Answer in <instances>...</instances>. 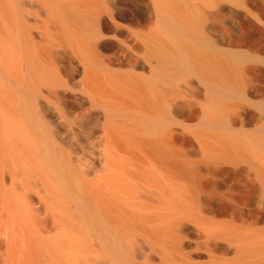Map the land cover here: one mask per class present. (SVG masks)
I'll list each match as a JSON object with an SVG mask.
<instances>
[{"label":"bare ground","instance_id":"obj_1","mask_svg":"<svg viewBox=\"0 0 264 264\" xmlns=\"http://www.w3.org/2000/svg\"><path fill=\"white\" fill-rule=\"evenodd\" d=\"M0 264H264V0H0Z\"/></svg>","mask_w":264,"mask_h":264}]
</instances>
